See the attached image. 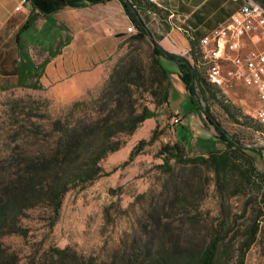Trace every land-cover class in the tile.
Returning <instances> with one entry per match:
<instances>
[{
    "label": "trees",
    "instance_id": "trees-1",
    "mask_svg": "<svg viewBox=\"0 0 264 264\" xmlns=\"http://www.w3.org/2000/svg\"><path fill=\"white\" fill-rule=\"evenodd\" d=\"M120 1L137 31L130 39L145 40L149 30L139 16V6L158 15H162V9L146 0ZM255 1L264 6V0ZM38 15L32 11L28 14L14 33L12 48L6 38L10 22L0 32V77L16 76L15 82L0 84L1 89L42 88L39 78L59 48L52 50L42 45L47 56L39 63L22 49V35L34 28ZM44 17L51 21L47 15ZM45 32V38L50 36L48 30ZM183 33L191 45L188 56L152 44L149 59L144 60L131 49L113 66L97 96L74 100L62 117H47L46 125L17 120L9 127L16 136L23 134L26 138L0 157V239L11 233L26 235L28 230L20 221L31 208L49 210L53 224L68 190L111 172L101 162L125 145L120 135L133 134L146 119L157 115V107L169 104L171 77L159 60L166 56L177 65L188 103L203 114L205 124L213 127V138H197L200 152L195 155H190L186 143L180 140L160 146L158 155L162 162L157 166L165 179L158 190L139 195L147 201L136 221L137 227L108 260L96 263L93 258L75 252L67 255L70 249L67 246L54 249L57 261L59 264H244L246 253L264 227V170L257 162V158L263 159L264 147L244 146L237 135L224 129L208 105H204L209 112L206 114L198 102L216 101L233 122L251 127L263 136L264 127L226 101L217 82H211L201 69L204 61L199 41L189 30L183 29ZM146 97H150L154 108L148 106ZM156 129L148 139L137 141L125 163L157 138ZM42 131L47 132V137L37 142ZM28 138L35 140L30 148ZM212 181L218 200L216 214L202 208ZM242 195L246 200L238 212L231 199ZM0 264H19L17 254L8 253L1 241Z\"/></svg>",
    "mask_w": 264,
    "mask_h": 264
},
{
    "label": "rangeland",
    "instance_id": "rangeland-1",
    "mask_svg": "<svg viewBox=\"0 0 264 264\" xmlns=\"http://www.w3.org/2000/svg\"><path fill=\"white\" fill-rule=\"evenodd\" d=\"M38 26L35 23L33 29H29L22 35V49L27 51L36 62L41 61L47 54L46 47L43 49L41 42H47L46 39L50 38V36L45 38L47 33ZM134 29V32H136L135 27ZM130 35L132 34L127 36L123 48L120 50L119 55L116 56L117 60L120 54L125 52L129 46ZM13 36V32L8 30L6 38L8 39L9 48L14 45ZM152 44V39L149 37L142 42L134 41L133 50L137 49L140 51L143 55L142 57L146 60ZM46 46L51 48L48 42ZM52 47L55 48L57 46ZM200 53L204 61V65L202 66L201 64V69L205 72V76L206 73L209 76L210 73H213L208 69L210 56H207V50L203 51L201 49ZM117 60L109 68L105 78L97 86L89 90L87 94L78 99L87 100L97 96ZM15 79L16 76L10 78L0 77V84L9 85L15 82ZM214 82H217L216 85L221 89L228 103L241 114L259 121L264 127V121L261 120L259 115H256V111L259 108L264 109V102L258 100L254 87L236 86L235 84L229 87H221L218 81ZM51 92L54 95L49 94L43 88L33 89L23 86L7 89L0 88V157L5 156L9 151L11 152L16 142H21L26 138L23 134L16 136V133L12 131L13 129L11 130L17 120L19 123L35 121L46 125L47 117L50 119L62 117L69 105L74 100H77L74 98L78 96L68 94L63 82L55 84ZM184 96H186V93H184ZM146 99L148 106L154 108L150 97H146ZM184 100L182 99V102ZM170 101L171 103L169 104L164 103L157 107V115L145 120L136 132L130 135H120V137L125 139V145L118 151L108 154L101 162L103 168L111 172L108 175L68 190L62 198L58 217L53 224L50 223L49 210L43 207L29 209L26 217L20 221L21 225L27 228L28 233L24 236L11 233L1 237L0 241L7 252L16 253L19 258V264H33L35 261L45 262V264H59L57 253L54 249L67 246L70 248L66 253L67 255L75 252L77 255L93 258L96 263L108 260L120 246L121 241L132 234L137 227L136 221L147 201V198L144 197L143 199L139 195L142 193L151 194V190H158L165 179L161 169L157 166L162 162L158 151L161 145L178 140L173 131V126L177 124H173L172 118L176 114L177 106L184 108V105L181 106L182 102L178 103L180 101L179 98L176 100L171 99ZM205 101L204 105L209 106L211 113L221 122L229 134L237 135L241 142L248 147L257 149L264 147V136L260 132L251 127L233 122L216 101ZM199 113L204 119L203 114ZM43 114L45 118H43ZM9 127L11 128L9 129ZM155 127L157 128V138L151 144L145 145L132 160L125 163L130 149L139 139H148ZM210 128L211 131L203 130V126L200 125V129H194V132L190 135V140L183 142L186 143V150L190 155L199 154L200 152L195 138L203 137L204 133L207 135L211 133V136H214L213 127L210 126ZM46 134V131H42L38 136L37 142L45 139L47 137ZM27 140L28 147H32V143L35 140L30 138ZM262 152L263 159L257 158V162L259 168L264 170V150ZM245 198L246 196L242 195L231 199L235 210L238 212L244 200H246ZM217 201L212 181L208 186L207 196L202 202V208L209 210L212 214H216ZM262 224L264 225V219ZM244 264H264V227L256 242L246 253Z\"/></svg>",
    "mask_w": 264,
    "mask_h": 264
},
{
    "label": "crops",
    "instance_id": "crops-1",
    "mask_svg": "<svg viewBox=\"0 0 264 264\" xmlns=\"http://www.w3.org/2000/svg\"><path fill=\"white\" fill-rule=\"evenodd\" d=\"M146 1L162 9V15H158L143 6L138 8L139 16L154 40L165 50L184 56H188L191 45L183 29L189 30L198 42L201 37L225 21L243 2L242 0ZM31 11L39 14L35 21L37 26L48 30L50 38L48 37L47 42L51 49L56 48L52 46L59 48L57 54L48 61L39 78L42 88L52 95H54L51 92L53 86L63 82L68 94L78 95L74 99L83 97L105 78L109 68L117 60L116 56L123 48L127 36L137 32L127 31V27L132 23L120 0H25V2L0 0V32L7 22H10L8 30L14 34ZM45 15L51 21H47ZM130 37L129 46L120 54L118 60L129 50H133L134 41H138L131 40ZM142 41L144 40L139 42ZM47 42L42 41L41 45L45 46ZM199 44L203 51L206 50L203 42ZM136 53L143 56L140 51L134 49V54ZM32 59L36 62L34 58ZM159 60L170 73L171 99L179 98L178 103L185 99L181 103L184 108L177 106L175 110L176 113H180L181 119L179 124L173 126L175 137L182 142H188L194 129H200V125L203 126V130L211 131L210 126L204 123L200 111L194 109L184 96L186 90L178 78L177 65L163 57H159ZM235 85L246 86L241 82H236ZM211 135L204 133L203 137L213 138Z\"/></svg>",
    "mask_w": 264,
    "mask_h": 264
},
{
    "label": "built area",
    "instance_id": "built-area-1",
    "mask_svg": "<svg viewBox=\"0 0 264 264\" xmlns=\"http://www.w3.org/2000/svg\"><path fill=\"white\" fill-rule=\"evenodd\" d=\"M132 28L133 25L127 27ZM199 42L204 43L210 56L208 69L221 87L241 82L254 87L258 100L264 102V7L261 4L243 0L226 21ZM256 115L264 119V109L259 108ZM180 120L178 113L172 118L173 124Z\"/></svg>",
    "mask_w": 264,
    "mask_h": 264
},
{
    "label": "water",
    "instance_id": "water-1",
    "mask_svg": "<svg viewBox=\"0 0 264 264\" xmlns=\"http://www.w3.org/2000/svg\"><path fill=\"white\" fill-rule=\"evenodd\" d=\"M148 37L150 38V39H152V43H153V45H157L158 43L153 39V37L151 36V34H150V32H149V34H148ZM165 59H167V60H170V59H168V57H164ZM170 61H172V60H170ZM198 105H199V107L201 108V109H203V111L206 113V114H209V112L208 111H206V109L204 108V103H201L200 101L198 102ZM244 146H246V144H244ZM246 147H248V146H246ZM249 148H252V147H249Z\"/></svg>",
    "mask_w": 264,
    "mask_h": 264
},
{
    "label": "bare ground",
    "instance_id": "bare-ground-1",
    "mask_svg": "<svg viewBox=\"0 0 264 264\" xmlns=\"http://www.w3.org/2000/svg\"><path fill=\"white\" fill-rule=\"evenodd\" d=\"M127 31H128V32H134L135 29H134V28H132V29H127ZM209 77H210V81H212V82L217 81V78L214 76L213 73H211V74L209 75ZM218 83H219V82H218ZM261 120L264 121V119H261Z\"/></svg>",
    "mask_w": 264,
    "mask_h": 264
}]
</instances>
